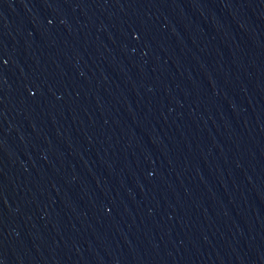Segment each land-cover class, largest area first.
I'll use <instances>...</instances> for the list:
<instances>
[{
  "label": "water",
  "instance_id": "95a60500",
  "mask_svg": "<svg viewBox=\"0 0 264 264\" xmlns=\"http://www.w3.org/2000/svg\"><path fill=\"white\" fill-rule=\"evenodd\" d=\"M0 264H264V0H0Z\"/></svg>",
  "mask_w": 264,
  "mask_h": 264
}]
</instances>
